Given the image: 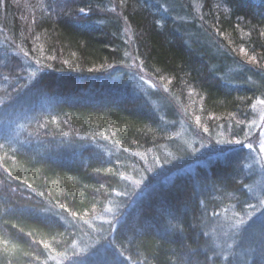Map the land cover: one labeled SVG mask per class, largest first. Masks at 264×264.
<instances>
[{"label": "trees", "instance_id": "1", "mask_svg": "<svg viewBox=\"0 0 264 264\" xmlns=\"http://www.w3.org/2000/svg\"><path fill=\"white\" fill-rule=\"evenodd\" d=\"M261 100L264 0H0V264H264Z\"/></svg>", "mask_w": 264, "mask_h": 264}, {"label": "rangeland", "instance_id": "2", "mask_svg": "<svg viewBox=\"0 0 264 264\" xmlns=\"http://www.w3.org/2000/svg\"><path fill=\"white\" fill-rule=\"evenodd\" d=\"M141 75V79L143 81H149L148 78H146L147 76ZM150 82V81H149ZM165 96H167V93H165ZM168 97V96H167ZM47 109L49 107H47L45 104H43ZM257 111H256V116H255V124L253 127V130L251 133L250 138H248V142L246 143V145L251 144L252 145V149L253 151H255V158L253 157L252 162L254 163V165H256V170L255 172L257 173V177L254 179L255 181V185L253 186L254 189H252V192L255 196L256 199V211L254 212V214L252 215V219L245 221L246 223L244 224L245 226H243V229L245 228H250V227H254V226H261V232H262V236L264 237V215H262L261 213H264V208H261V200H264V152L260 151V147L261 144L264 143V140L262 138V133H263V124H264V104H258L257 106ZM28 120V118L26 117H21V119H18L17 121L14 122L13 125V131H11L12 136L15 135V133H17L16 129L19 128L22 124L25 123V121ZM186 130H185V136L186 134ZM189 136V135H188ZM194 138H190V137H185L183 139L184 142H186L187 144L191 145L190 147L192 148V143L193 145L195 144ZM20 141V140H19ZM195 147V146H194ZM204 149V145L203 146H199L198 148H192V150H196L197 153H201L203 152ZM252 165V164H251ZM253 166V165H252ZM186 171H192V168H188L183 170V172ZM254 225V226H253Z\"/></svg>", "mask_w": 264, "mask_h": 264}, {"label": "snow or ice", "instance_id": "3", "mask_svg": "<svg viewBox=\"0 0 264 264\" xmlns=\"http://www.w3.org/2000/svg\"><path fill=\"white\" fill-rule=\"evenodd\" d=\"M80 11L83 13L84 9H81ZM240 51L242 53L246 54V52H245V50L243 48H241ZM25 55H27V53ZM251 60L255 61L256 57H254V56L251 57ZM260 103L264 104V100H261ZM197 120H199V118H197ZM204 130L207 131L208 129L205 128ZM236 143H240V141H236ZM246 146L249 147V148L252 147L251 144L246 145ZM260 151L264 152V143L261 144ZM250 207H253V206L250 205ZM260 207L264 208V200H261ZM261 214L264 215V213H261ZM249 219L250 220L252 219L251 215L249 216ZM245 223L246 222L244 220H240L238 222L237 226L244 225ZM79 264H110V261H109L108 255H107V250L105 252H100L99 250L90 252L84 258L79 260ZM118 264H120V262H118Z\"/></svg>", "mask_w": 264, "mask_h": 264}, {"label": "bare ground", "instance_id": "4", "mask_svg": "<svg viewBox=\"0 0 264 264\" xmlns=\"http://www.w3.org/2000/svg\"><path fill=\"white\" fill-rule=\"evenodd\" d=\"M40 108H46V107L45 106L44 107L40 106V107L37 108V110H40ZM9 125L13 126L14 125V122L9 123Z\"/></svg>", "mask_w": 264, "mask_h": 264}]
</instances>
